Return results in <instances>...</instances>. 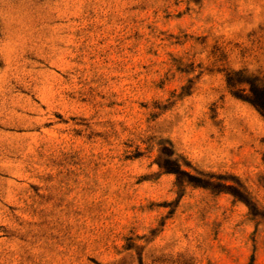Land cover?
Returning a JSON list of instances; mask_svg holds the SVG:
<instances>
[{
	"label": "rangeland",
	"instance_id": "374dc122",
	"mask_svg": "<svg viewBox=\"0 0 264 264\" xmlns=\"http://www.w3.org/2000/svg\"><path fill=\"white\" fill-rule=\"evenodd\" d=\"M231 73L264 87V0H0V264H264Z\"/></svg>",
	"mask_w": 264,
	"mask_h": 264
},
{
	"label": "trees",
	"instance_id": "16d2710c",
	"mask_svg": "<svg viewBox=\"0 0 264 264\" xmlns=\"http://www.w3.org/2000/svg\"><path fill=\"white\" fill-rule=\"evenodd\" d=\"M235 75H239L237 73H231L227 75V83L230 88H235L238 84H247L250 86L249 95L243 100L252 104L255 108H257L261 114L264 116V87H259L254 81H239L234 79ZM162 169H164L167 173L176 174L179 177L188 176L186 171H184L181 166L171 160H166L163 165H160ZM202 182V181H199ZM200 184V183H199ZM207 188V187H206Z\"/></svg>",
	"mask_w": 264,
	"mask_h": 264
}]
</instances>
